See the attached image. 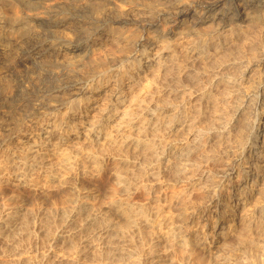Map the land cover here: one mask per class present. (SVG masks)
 I'll use <instances>...</instances> for the list:
<instances>
[{"label":"rangeland","instance_id":"1","mask_svg":"<svg viewBox=\"0 0 264 264\" xmlns=\"http://www.w3.org/2000/svg\"><path fill=\"white\" fill-rule=\"evenodd\" d=\"M181 1L37 0L40 9H34L26 5L28 0H0L1 15H16L23 21L36 22L34 34L37 36L43 38L46 33L54 42V38L70 39L71 43H64L69 47L79 41L88 45L80 55L69 53L62 57L64 45L61 44L54 47L50 57L40 58L35 53L27 55L25 46L18 47L11 60V72L0 78V136L28 112L44 111L43 106L48 102H65V95L45 94L50 87L65 85L71 75L88 76L86 67L94 59L104 58L108 52L116 55L131 52L134 49L133 40L146 38L147 26L133 22L120 25L114 37L100 34L94 31L100 23L96 17L108 25L115 18L111 13L113 8L121 10L124 17L130 20L135 17V11H131L133 9L165 14L175 10L173 2ZM42 16H47L52 22L61 20L59 26L53 28L50 25L48 29L39 27L38 21L32 18ZM186 21H189V17ZM162 30L157 34L160 39L172 38L170 29ZM228 35L225 40L222 35L220 40H235V45L230 46L231 51L224 50L208 60L193 61L178 47L181 50L177 64L157 76L147 75L144 79L145 86L140 96L144 103L159 106L165 103L172 106L184 104L188 110L200 116L192 124L194 131L203 134L201 144L190 149L186 155L187 163L192 166L180 178L166 173L157 182L142 175L145 163L137 162L129 153L116 155L110 147L88 146L81 149L79 145L71 147L65 144L73 157L70 168H62L55 159L52 161L57 176L55 180L43 182L41 178H36L32 185H17L12 175L15 166L11 164L10 156L5 154L6 148L12 151L16 139L13 137L5 141L2 146L4 151L0 149V218L6 208H15L16 213L10 229L5 230L0 225V264H264V220H258L260 207L264 206V194L260 192L262 186L258 191L255 186L249 199L242 201L243 198L239 197L236 200L233 216L225 217L220 212V216L224 215L225 218L222 224L224 230L214 239L213 205L201 207L204 205V183L199 180L201 174L198 169H203L205 161H208L212 171H216L218 164H214L212 159L222 156L223 151L231 153L236 150L231 143H227L230 146L219 144L217 138H210L207 130L210 126L228 128L236 117V109L254 91L257 83L264 80V26L247 25L237 28L231 37ZM182 45L187 46L184 42ZM232 61L234 64L230 68ZM221 75L234 78L237 91L228 93L224 85L217 84ZM208 92L212 94L211 99L207 98ZM25 129L29 131V127ZM177 137L179 146L192 144L188 135ZM149 138L155 137L150 135ZM86 153L97 158V166L85 158ZM119 157H125L130 165H134L131 168L133 171L130 170L137 175L135 184L132 181L130 198H127L134 205L150 209L152 226H140V229L126 227L122 219L106 210L110 199L125 197L116 187L113 177L121 160ZM224 163L223 159L221 166ZM213 174L212 180L207 183L218 182L219 175ZM185 176L188 178L178 181ZM232 181L235 185L236 179ZM161 186L165 188L162 195ZM258 192L261 194L258 195ZM82 199L93 207V213L104 212L118 226L117 242L105 240L108 239L106 234L98 229L92 228L87 233L80 230L79 222L72 216V209ZM184 222H191V225L185 230L189 242L182 248L167 241L164 234Z\"/></svg>","mask_w":264,"mask_h":264},{"label":"bare ground","instance_id":"2","mask_svg":"<svg viewBox=\"0 0 264 264\" xmlns=\"http://www.w3.org/2000/svg\"><path fill=\"white\" fill-rule=\"evenodd\" d=\"M173 3L171 4L176 5L175 10L165 14L133 9L131 11H135V17L130 20L124 17L121 10L113 8L111 13L115 18H112L108 25L96 17L100 23L94 31L100 34L114 37L120 25L133 22L135 25L144 23L147 26L146 38L142 41L133 40L134 49L131 52L125 51L118 55L108 52L104 58L94 59L88 66L84 64L88 68V76H76L75 72L71 73L75 76L67 75L70 79L65 85L52 86L45 91V94L49 95H65V102H48L43 106L44 111L28 112L15 126L5 129V133L0 136V149L4 151L2 146L6 140L13 137L16 139L12 151L6 148L5 154L10 156L11 164L15 166L12 175L17 185H32L36 178H41L43 182L55 180L57 176L53 171L52 162L55 159L62 168H70L73 157L71 158L65 144L71 147L79 145L81 149L88 146L110 147L116 155L129 153L137 162L145 163V169H141L142 175L157 182H160L166 173L180 178L189 170L192 165L187 163L186 155L190 149L201 144L203 137L201 131L193 130L192 124L200 116L188 110L184 104L172 106L165 103L159 106L144 103V99L140 97L144 79L147 75L157 76L177 64L181 49L193 61L208 60L224 50L231 51L230 46L235 45V40L225 42L220 38L223 35L225 40L228 34L230 36L237 28L247 25L264 26V0H183ZM26 5L40 9L37 0H28ZM18 17L0 14V78L8 76L11 72L14 52L16 53L22 45L25 46L27 55L35 53V56L40 58L50 57L54 53L52 50L58 45L71 43L70 39L65 38H54V42L46 33L43 38L39 37L34 34L36 22H24ZM32 20H37L39 27L47 29L50 25L53 28L59 26L61 21L52 22L47 16L34 17ZM161 28L170 29L172 38L160 39L157 34ZM141 37L143 36H139ZM182 42L187 46H183ZM69 46H63L62 57L69 53L80 55L88 45L79 41L72 47ZM178 47L181 49L178 50ZM233 64L234 61L230 62L229 67ZM218 83L224 85L228 93L238 89L235 79L228 75L219 76ZM206 94L207 98L211 99L212 94ZM26 127H29V131ZM227 127L210 126L207 134L210 138H217L219 144H233L236 150L231 153L223 151L222 156L212 159L214 164H218L216 171H212L208 161H205L203 169H198L201 174L199 180L204 183V205H200H213V239L224 230L223 216H233L239 197L243 198H240L242 201L252 197L255 186L257 191L262 186L260 192L264 194V80L257 83L254 91L245 97L236 109L235 119ZM150 135L155 138H149ZM184 135L189 136L191 145L179 146L177 136ZM54 136L56 140L52 142ZM84 156L94 166L98 165L97 158L92 154L86 153ZM119 159L121 160L113 177L116 187L125 197L110 199L106 210L112 211L117 218L122 219L126 227L137 229L140 226H152L150 209L134 205L128 200L132 181L137 176L131 169L134 165L131 166L125 157ZM223 159L225 163L221 166ZM210 165L214 168L213 164ZM236 166L238 170L234 175ZM213 173L219 175L217 183L221 185L216 182L207 183L212 180ZM186 178L188 176L178 181H184ZM233 178L236 179L235 185L232 184ZM147 191L149 192L150 188ZM164 191L165 188L160 190L161 195ZM261 193L258 192V195ZM92 208L86 199H82L72 209V216L79 222L80 230L87 233L88 230L92 231V228L98 229L106 234L108 239L105 240L117 242L115 236L120 232L118 226L104 212L93 213ZM15 210L6 208L0 218V225L2 224L5 230L9 228ZM155 211L158 213V208ZM221 211L223 216H220ZM259 212L258 220L261 222L260 220H264V206L260 207ZM190 223L184 222L183 225L168 229L164 234L165 239L185 248L189 242L185 230H188Z\"/></svg>","mask_w":264,"mask_h":264}]
</instances>
